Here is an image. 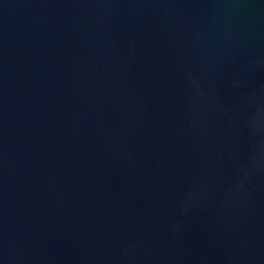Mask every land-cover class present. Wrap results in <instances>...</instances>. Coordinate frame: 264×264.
Masks as SVG:
<instances>
[{
    "label": "water",
    "instance_id": "1",
    "mask_svg": "<svg viewBox=\"0 0 264 264\" xmlns=\"http://www.w3.org/2000/svg\"><path fill=\"white\" fill-rule=\"evenodd\" d=\"M0 264H264V0H0Z\"/></svg>",
    "mask_w": 264,
    "mask_h": 264
}]
</instances>
